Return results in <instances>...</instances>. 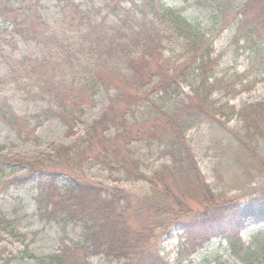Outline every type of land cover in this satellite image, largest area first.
Instances as JSON below:
<instances>
[{
    "label": "trees",
    "instance_id": "obj_1",
    "mask_svg": "<svg viewBox=\"0 0 264 264\" xmlns=\"http://www.w3.org/2000/svg\"><path fill=\"white\" fill-rule=\"evenodd\" d=\"M55 1L61 6L59 28L43 21L37 3L14 8L11 0H0V34L9 32L46 50L42 60L11 62L0 87L14 84L47 98L50 106L36 116L38 124L58 119L70 135L82 124L83 107L94 104L95 92H106L109 104L77 147L27 161L12 158L0 146V194L6 171L24 168L8 183L35 182L43 214L80 222L82 233L76 240L62 237L55 254L38 257L0 210V235L21 245L5 260L0 253V261L92 264L99 257L106 264H264V231L249 242L241 236L249 221L264 224V187L244 199H223L202 176L188 141L196 127L212 131L238 119L240 130L228 131L226 141L214 138V147L221 159L229 149L235 151L243 177L264 180V101L237 110L230 99L251 91L252 83L244 85L231 68L218 76L227 56L234 64L245 57L248 69L264 68V0H184L182 7L162 0H108L86 8L75 0ZM189 10L206 19L189 17ZM226 32L228 42L219 51ZM185 89L190 94L182 98ZM0 120L19 140L37 141V126L1 97ZM142 143L157 146L160 165L134 150ZM90 166L110 179L144 183L149 193L138 197L93 184L83 173ZM60 179L66 181L63 187ZM173 230L193 239L187 238L170 261L158 240ZM196 232L204 237H194ZM212 239L220 241L215 251L199 262L190 260Z\"/></svg>",
    "mask_w": 264,
    "mask_h": 264
},
{
    "label": "rangeland",
    "instance_id": "obj_2",
    "mask_svg": "<svg viewBox=\"0 0 264 264\" xmlns=\"http://www.w3.org/2000/svg\"><path fill=\"white\" fill-rule=\"evenodd\" d=\"M108 0H75L82 8L89 6H103ZM169 7H182L184 0H162ZM27 2L37 3L40 6V15L43 21L52 28L61 27V6L55 0H11V6L20 8ZM189 17H198L201 20L206 16L199 11L189 10ZM1 26V20H0ZM11 30V29H10ZM0 34V80L5 78L10 72V63L13 61H23V59L38 61L46 56L43 46L35 42H24L15 35ZM230 34L226 32L222 35L217 44V50L222 51L228 42ZM249 61L241 57L234 64L233 57H225L220 65L218 76L231 68V75L242 76V83L251 87V91H244L236 97L230 99V105L237 110L242 107L259 101H264V68L260 65L248 69ZM66 83L71 84L72 80L66 78ZM239 87V86H238ZM240 89V88H239ZM190 92L185 89L182 98ZM0 97L6 101L12 109L20 116L26 117L30 123L37 126L36 142H23L19 140L14 130L0 120V146L4 148V153L12 158L33 161L42 156L53 155L61 147H77L83 139L85 129L96 121L106 110L109 104V95L103 90H98L94 95V104L85 106L80 115L82 124L75 130L73 135L67 133V128L58 119H48L39 125L36 116L41 111L50 106L47 98L36 97L32 90H25L14 84L0 87ZM242 123L238 119H233L226 128H215L210 130L208 126L196 127L188 133V141L192 147L199 170L216 194L223 196V199H244L254 191L264 187V180L258 176L251 179L243 177L237 171L235 163V151L229 149L227 157L222 158L215 149L214 138L222 137L225 141L230 138V131L240 130ZM229 131V132H228ZM227 147V146H224ZM134 150L149 160L154 166L161 164L158 161L157 146L154 144H135ZM220 157V158H219ZM247 162V161H246ZM249 165V164H248ZM247 165V166H248ZM251 167V166H249ZM25 173L24 168L13 166L6 171L7 185L0 194V210L12 221L16 229L30 243V250L38 257L50 256L57 252L59 242L62 237L76 240L82 233L80 222H67L60 216L48 217L44 211L39 209L37 186L35 182L23 187H17L13 183L16 177ZM85 178L96 185L108 188H120L138 197H145L149 193V188L144 183H133L110 179L108 174L97 166H90L83 171ZM66 181L60 179L58 185L63 187ZM249 221L241 236L245 242H249L253 235L264 231V224H250ZM194 237H204V233L196 232ZM191 235H184L183 232L173 230L170 236H164L158 240L162 255L170 261L176 258L178 249L187 241ZM206 240V239H205ZM220 241L212 239L197 251L191 258L193 262H199L203 257L218 248ZM21 250V245L16 243L11 237L0 235V253L5 260L11 253L17 254ZM3 260L0 264H4ZM23 264H34L32 261H23ZM92 264H106L101 258L91 260Z\"/></svg>",
    "mask_w": 264,
    "mask_h": 264
}]
</instances>
